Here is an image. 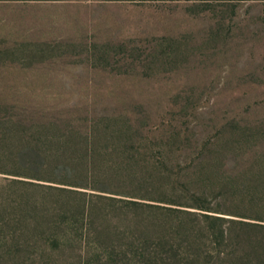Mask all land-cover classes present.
I'll list each match as a JSON object with an SVG mask.
<instances>
[{
    "label": "rangeland",
    "instance_id": "374dc122",
    "mask_svg": "<svg viewBox=\"0 0 264 264\" xmlns=\"http://www.w3.org/2000/svg\"><path fill=\"white\" fill-rule=\"evenodd\" d=\"M37 51L70 53L21 58ZM1 100L5 117L110 116L182 176L205 147L235 148L215 162L225 179L264 147V0H0Z\"/></svg>",
    "mask_w": 264,
    "mask_h": 264
},
{
    "label": "trees",
    "instance_id": "16d2710c",
    "mask_svg": "<svg viewBox=\"0 0 264 264\" xmlns=\"http://www.w3.org/2000/svg\"><path fill=\"white\" fill-rule=\"evenodd\" d=\"M2 112L0 173L11 178L0 187V264H264V147L246 149L248 167L221 180L216 160L238 153L205 147L182 176L169 147H135L110 116Z\"/></svg>",
    "mask_w": 264,
    "mask_h": 264
}]
</instances>
